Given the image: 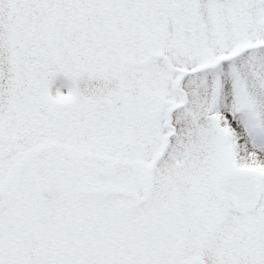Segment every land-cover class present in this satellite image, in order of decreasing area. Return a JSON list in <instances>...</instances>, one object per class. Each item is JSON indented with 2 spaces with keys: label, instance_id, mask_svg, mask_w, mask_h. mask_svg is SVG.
Listing matches in <instances>:
<instances>
[{
  "label": "snow or ice",
  "instance_id": "1",
  "mask_svg": "<svg viewBox=\"0 0 264 264\" xmlns=\"http://www.w3.org/2000/svg\"><path fill=\"white\" fill-rule=\"evenodd\" d=\"M0 264H264V0H0Z\"/></svg>",
  "mask_w": 264,
  "mask_h": 264
}]
</instances>
